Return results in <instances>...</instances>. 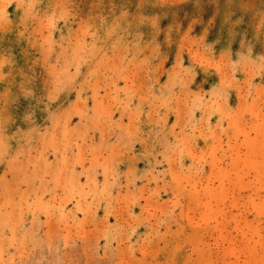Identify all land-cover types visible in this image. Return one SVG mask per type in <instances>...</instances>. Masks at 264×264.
Here are the masks:
<instances>
[{
    "label": "rangeland",
    "instance_id": "obj_1",
    "mask_svg": "<svg viewBox=\"0 0 264 264\" xmlns=\"http://www.w3.org/2000/svg\"><path fill=\"white\" fill-rule=\"evenodd\" d=\"M0 264H264V0H0Z\"/></svg>",
    "mask_w": 264,
    "mask_h": 264
}]
</instances>
